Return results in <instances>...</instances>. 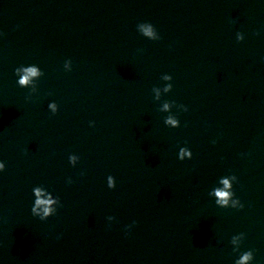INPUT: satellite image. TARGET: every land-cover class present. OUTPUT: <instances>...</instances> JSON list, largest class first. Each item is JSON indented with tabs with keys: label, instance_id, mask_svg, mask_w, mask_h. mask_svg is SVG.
Returning a JSON list of instances; mask_svg holds the SVG:
<instances>
[{
	"label": "clouds",
	"instance_id": "obj_1",
	"mask_svg": "<svg viewBox=\"0 0 264 264\" xmlns=\"http://www.w3.org/2000/svg\"><path fill=\"white\" fill-rule=\"evenodd\" d=\"M144 32H145L146 35L151 36L152 35L151 27L144 28ZM20 71H21L20 69H15V73H17V74ZM23 73H24V75L21 77V79L18 82V84L20 86L26 85L30 81V79L32 77H35V76L38 75V71H37V69L35 67L25 68V69H23ZM165 108H167V104L165 105ZM168 122L169 123H172V124H175L176 123V121L171 120V119ZM2 167H3V165H0V168H2ZM233 178H235V177H233ZM222 182H223L225 188L230 187V185L228 183V180H224ZM215 194H216V196H218L220 198L217 201V203H220L222 205H227L228 204L227 197H229L230 193H228L227 191H224V190L216 189L215 190ZM36 195H37V197L40 196V190L39 189H36ZM49 203H50V201H45V200L37 199V201H36V207H33L31 209V211L33 213H35L37 211V208L39 206H41V205H48ZM235 204H236V202L234 201L233 202V207H235ZM241 207H243V206H241ZM43 211H44L45 215H47L49 213L50 209L47 206H45L44 209H43ZM235 242H236L235 241V238H233L232 243H235ZM252 259H254L253 251L249 250V251L244 252L240 256V259L237 260V261H235V264H247V262L249 260H252Z\"/></svg>",
	"mask_w": 264,
	"mask_h": 264
}]
</instances>
